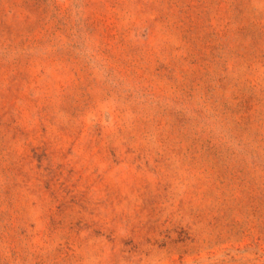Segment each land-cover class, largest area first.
<instances>
[{
  "label": "rangeland",
  "instance_id": "1",
  "mask_svg": "<svg viewBox=\"0 0 264 264\" xmlns=\"http://www.w3.org/2000/svg\"><path fill=\"white\" fill-rule=\"evenodd\" d=\"M0 264H264V0H0Z\"/></svg>",
  "mask_w": 264,
  "mask_h": 264
}]
</instances>
